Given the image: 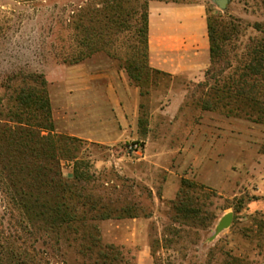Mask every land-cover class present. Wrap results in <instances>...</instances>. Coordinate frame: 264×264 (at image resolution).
Returning a JSON list of instances; mask_svg holds the SVG:
<instances>
[{
  "label": "rangeland",
  "instance_id": "rangeland-1",
  "mask_svg": "<svg viewBox=\"0 0 264 264\" xmlns=\"http://www.w3.org/2000/svg\"><path fill=\"white\" fill-rule=\"evenodd\" d=\"M100 1L0 0V86L16 71L46 76L56 132L76 139L69 146L75 157H60L62 176L80 189L78 211H92L86 224L41 223L34 235L24 234V243L6 242L16 255L0 254V262L264 264V120L202 107L211 60L201 38L195 49L164 57L174 70L150 61L141 84L131 79L124 53L115 58L98 51L79 63L65 62L67 53L82 49L76 17ZM157 1L203 5L233 21L239 33L226 49L234 67L250 38L262 36L253 27H264L259 0H229L224 9L216 0ZM130 22L135 29L136 21ZM133 32L124 33L126 46L134 44ZM232 70L221 79L228 81ZM77 160L86 173L81 182L73 177ZM183 179L198 185L191 194L201 217L176 218ZM11 189L0 182L3 236L14 235L25 216ZM104 212L112 217H98ZM230 212L231 225L211 240ZM89 232L94 236L84 239Z\"/></svg>",
  "mask_w": 264,
  "mask_h": 264
},
{
  "label": "trees",
  "instance_id": "trees-1",
  "mask_svg": "<svg viewBox=\"0 0 264 264\" xmlns=\"http://www.w3.org/2000/svg\"><path fill=\"white\" fill-rule=\"evenodd\" d=\"M259 1L264 6V0ZM150 2L101 0L98 6L81 10L74 28L82 49L67 53L65 62L79 63L98 51H107L115 58H121V53H124L131 79L139 84L144 82L152 70ZM132 19L137 23L133 30ZM207 24L211 66L205 72L207 92L202 107L206 110L220 108L227 114L264 120V27L255 23L253 27L262 36L250 38L243 59L234 67L226 45L238 35V26L221 14H212V10H207ZM130 31H134L131 36L134 44L126 46L129 38L124 33ZM228 69H233L232 74L228 76V81L222 80ZM214 76L217 77L216 82L211 84ZM48 84L43 73L16 71L10 73L0 86L6 93L5 97L0 96V182L7 188L12 187L13 203L25 215L14 235L3 236L0 222V254L15 256L14 249L10 250L5 243H24V234L34 235L41 223L46 228L63 225L73 228L75 222L86 224L92 212L86 209L78 211L76 199L81 196L80 189L70 185L62 176L60 157H75L69 146L76 139L56 132ZM81 163L77 160L74 166L75 182L86 179ZM197 186L188 179L182 180L174 204L176 218L188 220L201 217L203 210L191 194ZM98 217L109 219L112 215L104 212ZM96 218L91 217L92 220ZM92 236L89 232L83 238Z\"/></svg>",
  "mask_w": 264,
  "mask_h": 264
},
{
  "label": "crops",
  "instance_id": "crops-1",
  "mask_svg": "<svg viewBox=\"0 0 264 264\" xmlns=\"http://www.w3.org/2000/svg\"><path fill=\"white\" fill-rule=\"evenodd\" d=\"M200 38L203 49H210L207 12L203 5L150 2L149 49L154 67L174 70L172 60L164 57L177 56L182 49H195Z\"/></svg>",
  "mask_w": 264,
  "mask_h": 264
},
{
  "label": "water",
  "instance_id": "water-1",
  "mask_svg": "<svg viewBox=\"0 0 264 264\" xmlns=\"http://www.w3.org/2000/svg\"><path fill=\"white\" fill-rule=\"evenodd\" d=\"M229 0H216V2L218 3V5L221 8H226L227 4H228ZM234 219V214L232 212L226 214L218 223L217 225V229L216 232L214 233V235L211 237V240H213L219 233H221L224 229L228 228L232 221Z\"/></svg>",
  "mask_w": 264,
  "mask_h": 264
},
{
  "label": "built area",
  "instance_id": "built-area-1",
  "mask_svg": "<svg viewBox=\"0 0 264 264\" xmlns=\"http://www.w3.org/2000/svg\"><path fill=\"white\" fill-rule=\"evenodd\" d=\"M137 147H138V145L136 144V145H132L131 147H130V149H132V150H136L137 149Z\"/></svg>",
  "mask_w": 264,
  "mask_h": 264
}]
</instances>
